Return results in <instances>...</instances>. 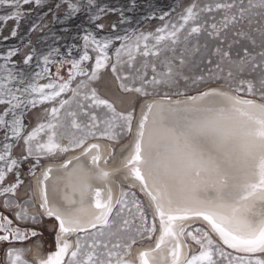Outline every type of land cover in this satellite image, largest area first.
Returning <instances> with one entry per match:
<instances>
[{
    "label": "snow or ice",
    "instance_id": "1",
    "mask_svg": "<svg viewBox=\"0 0 264 264\" xmlns=\"http://www.w3.org/2000/svg\"><path fill=\"white\" fill-rule=\"evenodd\" d=\"M0 5L10 9L0 24L15 22L0 42L35 13L27 34L40 31L44 45L21 38L0 51V202L16 209L0 211V264H33L11 245L41 235L27 222L45 217L55 221L54 250L37 252L35 264H264V0H190L175 19L176 8L139 0ZM145 7L140 19L160 27H132ZM105 73L121 95L100 93ZM117 146L147 204L131 185L114 197L113 172L100 165ZM77 150L60 165L58 202L48 195L51 167L41 202H21L24 163L34 161V176L43 158ZM145 239L155 246L142 247Z\"/></svg>",
    "mask_w": 264,
    "mask_h": 264
},
{
    "label": "rangeland",
    "instance_id": "2",
    "mask_svg": "<svg viewBox=\"0 0 264 264\" xmlns=\"http://www.w3.org/2000/svg\"><path fill=\"white\" fill-rule=\"evenodd\" d=\"M169 1H168V4H166V5L163 4L160 10L170 11L172 8H176V12L172 13L173 19H175V17H176L178 12L182 11L180 9L181 8L183 9L190 2V0H169ZM145 14H147V13H145L143 11L140 12V13H137L136 18L133 21L132 27H139V28L151 31V30H154L155 28L160 27L162 25L163 22L160 21L159 19L141 20L140 17H142ZM159 14L160 13L158 11L157 15H159ZM31 18H33V19L35 18V13H34V15ZM44 22L47 23L48 20H45ZM6 31H3L2 34L3 35L4 34L7 35ZM30 35L28 36V38L25 41H27L30 38ZM12 40L13 39L10 38L8 41L0 42L3 45V48H1L2 45L0 44V51L5 50L9 46H12ZM18 45H19V43L17 45H15V46H18ZM259 45H260V40H259V36L257 35V47L254 49L255 53H259L260 51H262V49H261V47ZM38 47L43 48L44 45L40 44V46H38ZM63 74L66 75V71ZM189 74L190 75L199 74V69L194 68L193 71L191 73H189ZM105 77H107L108 79L114 80V78L111 76L110 73H105L104 74V80L103 81L106 80ZM116 85H117V82L115 81V86ZM96 86H97V88H99V86H101V83L97 84ZM181 87H183V85ZM207 87H218V85L211 84V85H202L201 86L202 89H205ZM116 89H117V87H116ZM162 91H163V89H162ZM195 92H196L195 89L191 90V94H195ZM155 98H159V97H155ZM174 98H177V97H174ZM36 111H39V109L36 110ZM36 123H37L36 120H32V122L28 125L29 130L31 129V127H34ZM21 144H22V142H21ZM13 155L14 156L22 155V147H18L16 149H14L13 150ZM45 158H43L41 160L40 165L35 168V173L40 169L42 163L46 162ZM49 158L50 157H48V159ZM30 163H34V161L26 162L21 167V179L24 180V184L21 185V187L18 189V196H19L21 202L31 198L30 194H28V181H29V179L33 178L34 176L30 175L29 171H28ZM9 179L12 180V179H14V177L10 176ZM138 198H140L142 200V197H141L140 194H138ZM0 204H1V202H0ZM29 206H32V205H29ZM10 210H14V209H10ZM6 211L12 214V212H10L9 210H6ZM29 211H30V208H29ZM31 211H33V210H31ZM149 222H151V216L150 215H149ZM51 224H53V222L51 220H43L42 222L37 223L36 225H32L31 221H28L27 222V226L35 227L41 233V235H39L38 237H34L32 239H29L27 241L18 243V244H13L11 246L24 248V247H29L31 244L32 245H37V243H41V245L43 246V251H45L46 253L49 250H54V233L49 231V225H51ZM145 243H148L147 239H145V241L142 242V244L144 246H145ZM7 247H8V245H6V244H0V250H6ZM26 251L27 250L25 249V253H26ZM25 258L27 259L26 254H25ZM0 259H4V257L0 256Z\"/></svg>",
    "mask_w": 264,
    "mask_h": 264
},
{
    "label": "bare ground",
    "instance_id": "3",
    "mask_svg": "<svg viewBox=\"0 0 264 264\" xmlns=\"http://www.w3.org/2000/svg\"><path fill=\"white\" fill-rule=\"evenodd\" d=\"M183 7V6H182ZM180 8V7H179ZM180 10H182V8L180 9ZM179 13V12H178ZM105 81H102L101 82V86H99V88H98V90L100 91V93L102 94V95H104V96H108V97H113V95H115V96H119V95H121V93H119L118 91H117V89H116V86H115V80H112V79H108L107 77H105ZM105 82H107L108 83V86H109V88H110V91H106L105 90V88L103 87V84L105 83ZM117 107L119 108V107H121V105H119V104H117ZM66 142V141H65ZM98 143H100V145H101V154H102V156H107L108 155V153H109V151L111 150V148H110V145H109V142H107V141H103V140H101V141H97ZM120 149V147L119 146H117L116 147V149H115V155L113 156V158L109 161V163L108 164H104L103 162H101V167L102 168H106V169H108V168H113V167H119L120 165H122V161H124V155H126V153L125 154H121V155H119V157L117 156L118 155V150ZM76 155H79V150H77V151H74V152H69V153H67V154H63V155H57V156H54V157H50L49 159H48V157H46L45 159H46V162L45 163H42V165H41V167H43V166H45V165H51L52 166V169H53V167H55V166H57L58 164H60L61 162H63L65 159H69V158H72V157H74V156H76ZM111 172H113V175L111 176V177H117V176H120L119 178H115V180H114V182L112 183L111 182V187H112V190H113V195H114V197H116V196H118L119 195V191H120V184H123L125 187H127L128 185H131L132 186V188L134 189V190H136L135 189V183L132 181V180H130V182H133V183H131V184H127V185H125V183L124 182H127V180H125V178L124 177H122L121 176V174H119V172H117V171H111ZM44 174V173H43ZM42 174V175H43ZM119 174V175H118ZM34 178V177H33ZM31 178V182H32V184H33V186H34V199H35V203L38 205L40 202H41V182H40V178ZM137 191V190H136ZM137 193L139 194V192L137 191ZM142 197V196H141ZM142 200L145 202V204H146V201L144 200V198L142 197ZM148 202V201H147ZM32 207V206H31ZM31 210H33V211H31ZM30 211L31 212H34L35 211V208L33 209H30ZM45 218H47V217H45ZM45 218H44V220H45ZM52 228L50 227V230H51ZM159 233H157V235H158ZM142 247H154L155 246V242H154V240L153 241H148V243H145V246L142 244L141 245ZM135 250V249H134ZM37 252H39V250H37ZM26 254V253H25ZM34 255H35V253H33ZM33 257V256H32ZM33 260H34V258H33ZM35 263V262H34Z\"/></svg>",
    "mask_w": 264,
    "mask_h": 264
},
{
    "label": "water",
    "instance_id": "4",
    "mask_svg": "<svg viewBox=\"0 0 264 264\" xmlns=\"http://www.w3.org/2000/svg\"><path fill=\"white\" fill-rule=\"evenodd\" d=\"M155 99H159V98H155ZM173 99H176V98H173ZM119 155H121V149L118 150V155L117 156L119 157ZM69 159H71V158H69ZM65 160H68V159H65ZM64 161L61 162L60 164H58L57 166L53 167L52 173H51V177L46 182L47 183V187H48L49 199H50V201H53V202H58L61 199V196L64 193V184H65V181H64L63 177H64L65 172L67 170L61 169V167H60V165L63 164ZM73 163H75V161H73ZM48 167H51L52 168V166L49 165V164L48 165H45L43 167H40V169L35 173L34 178H36V177L37 178H40L39 180L41 182L43 180V175L42 174L45 172V170ZM100 167H101V165H100ZM70 168H71V165L69 166V169ZM116 169H119V171H117V172H119V174H121V176L124 177L125 180H127V182H124L125 185L131 184L133 182L135 183V189L145 199L146 204H147L148 202H147L146 194L140 191V189H139V183L130 177V174H129V172H128L127 169H124L123 168V161H122V165H120L119 167H117V168L116 167L108 168L106 170H108V171L111 172V171H115ZM119 177L120 176H117V177H111L110 176L109 177V184H111V182L113 183L114 180H115V178H119ZM130 180H132L133 182H130ZM54 188H56L57 190L56 191H53ZM45 220H51L53 222V224L49 225V231L54 233V231H53V225L55 224L54 219L45 218ZM157 224H158V221H157ZM50 227L52 228L51 230H50ZM54 239H55V235H54Z\"/></svg>",
    "mask_w": 264,
    "mask_h": 264
},
{
    "label": "crops",
    "instance_id": "5",
    "mask_svg": "<svg viewBox=\"0 0 264 264\" xmlns=\"http://www.w3.org/2000/svg\"><path fill=\"white\" fill-rule=\"evenodd\" d=\"M168 1L169 0H139V2L141 4H144V5H147L148 3H151L158 10L161 9V7H162L163 4H165V5L168 4ZM103 2H106V3H119L120 0H103ZM27 7L28 6H25V10H27ZM9 11H10V9L7 6L0 5V15H5ZM149 11H150V9L147 8V7H145L143 9V12H145V13H148ZM33 15H34V13H33ZM32 19L33 18L30 17L29 19H25V20L21 21L20 28H19V35H18L17 38H15V39L12 40V46L17 45L19 43V41H20L21 38H23L24 40H26L28 38L29 35L27 34V29H28V26H29V22ZM45 20H48V22H51V16L47 17ZM14 24H15V22L14 21H11V20L8 21L6 23V25L0 24V29H2V32L7 30L6 31L7 35L4 34L3 36H10V32H11V29L13 28ZM57 31H59V26H57ZM0 40H2V37H0ZM35 45L40 46V44H38V39H37V42L35 43ZM1 48H3V45L1 46Z\"/></svg>",
    "mask_w": 264,
    "mask_h": 264
},
{
    "label": "flooded vegetation",
    "instance_id": "6",
    "mask_svg": "<svg viewBox=\"0 0 264 264\" xmlns=\"http://www.w3.org/2000/svg\"><path fill=\"white\" fill-rule=\"evenodd\" d=\"M28 194H30L31 198L34 197V186H33L32 182H31V179H29V181H28ZM29 208L32 209L31 206H29ZM0 211H4L5 214L11 215V213H9V212H7L6 210L3 209L2 202L0 204ZM9 211L13 213V211L15 212L16 210L14 209V210H9ZM18 243H21V242H14L13 244H18ZM0 244H4V243H0ZM24 248L27 250L26 251V257H27V259L28 260H32L33 261V264H35L34 263V260H33V258H34L35 255L33 253L36 254L37 253V250H39V254L41 256H46V254H47L45 251H43V246L41 245V243H37V245H32L31 244L29 247H24Z\"/></svg>",
    "mask_w": 264,
    "mask_h": 264
},
{
    "label": "built area",
    "instance_id": "7",
    "mask_svg": "<svg viewBox=\"0 0 264 264\" xmlns=\"http://www.w3.org/2000/svg\"><path fill=\"white\" fill-rule=\"evenodd\" d=\"M47 23H50V22H47ZM42 33L40 32V31H36V32H33V33H31V35H30V40L32 41V43L35 45V43L37 42V39H38V37L41 35ZM28 39V40H29ZM22 47V46H21ZM23 50V49H22ZM26 51V50H25ZM16 59H19V57H17ZM42 83L43 82H46V81H41Z\"/></svg>",
    "mask_w": 264,
    "mask_h": 264
},
{
    "label": "trees",
    "instance_id": "8",
    "mask_svg": "<svg viewBox=\"0 0 264 264\" xmlns=\"http://www.w3.org/2000/svg\"><path fill=\"white\" fill-rule=\"evenodd\" d=\"M134 21V20H133Z\"/></svg>",
    "mask_w": 264,
    "mask_h": 264
}]
</instances>
